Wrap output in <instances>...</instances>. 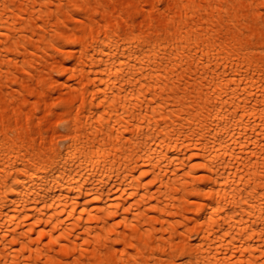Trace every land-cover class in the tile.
<instances>
[{"label": "bare ground", "instance_id": "bare-ground-1", "mask_svg": "<svg viewBox=\"0 0 264 264\" xmlns=\"http://www.w3.org/2000/svg\"><path fill=\"white\" fill-rule=\"evenodd\" d=\"M0 264H264V0H0Z\"/></svg>", "mask_w": 264, "mask_h": 264}]
</instances>
